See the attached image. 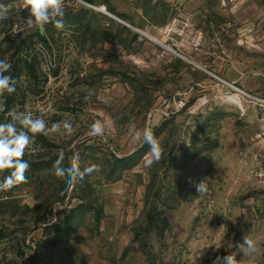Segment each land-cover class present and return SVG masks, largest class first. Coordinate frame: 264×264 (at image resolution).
Segmentation results:
<instances>
[{"label":"rangeland","instance_id":"obj_1","mask_svg":"<svg viewBox=\"0 0 264 264\" xmlns=\"http://www.w3.org/2000/svg\"><path fill=\"white\" fill-rule=\"evenodd\" d=\"M82 1L92 7L64 0L63 27L41 33L19 0H0L11 14L0 59L13 68L29 57L38 70L0 97V123L14 110L74 129L33 136L27 183L0 192V264H213L230 253L264 264V185L242 160L264 116L254 100L264 98V0ZM94 121L108 125L103 136ZM145 127L163 149L151 166L132 135ZM61 152L64 166L78 154L82 168L101 167L66 198L53 174ZM81 204L71 233L64 220ZM246 234L253 253L237 247Z\"/></svg>","mask_w":264,"mask_h":264},{"label":"clouds","instance_id":"obj_2","mask_svg":"<svg viewBox=\"0 0 264 264\" xmlns=\"http://www.w3.org/2000/svg\"><path fill=\"white\" fill-rule=\"evenodd\" d=\"M19 7L28 13L25 18L28 28L43 33L48 24H53L57 29L63 27L64 0H19ZM10 15L8 7L0 4V27L3 26L5 20L10 18ZM10 68L11 64L7 60L0 59V97H3L5 93H15L17 84L20 83L18 79L5 74ZM2 111H4V106L0 104V112ZM8 117V122L0 123V175L8 171V174L3 175V179H0V192L10 191L18 184L27 183L26 173L30 164L24 159V156L32 144L33 136L59 133L61 129L64 133L71 135L74 131L73 125L67 121H64L62 125L53 123L49 128L42 117L34 116L31 112L13 110L9 111ZM107 127L106 123L94 121L90 125V131L92 135L103 136ZM132 135L135 140H140L142 137L143 141L149 145V152L145 157L146 166H151L161 159L163 149L150 127H145L142 132L133 130ZM64 159V153L61 152L53 164V174L58 179L64 180L68 187L74 186L86 175L101 171L100 165L95 163L82 168L78 154L69 159L67 166H64ZM195 187L198 193H204L207 190L205 180L195 184ZM56 210L59 209L53 208L54 212ZM237 247L240 252L245 254L253 253L256 250L255 242L247 234ZM213 264H245V261L237 259L234 253H230L223 257L217 256L213 260Z\"/></svg>","mask_w":264,"mask_h":264},{"label":"trees","instance_id":"obj_3","mask_svg":"<svg viewBox=\"0 0 264 264\" xmlns=\"http://www.w3.org/2000/svg\"><path fill=\"white\" fill-rule=\"evenodd\" d=\"M90 2V0H85ZM16 66H14L13 68H10V70L5 73L6 75H10L16 79H18L20 81V83L17 84V88H16V92L21 90V86H22V80L23 78H25L27 80L30 81L32 79L37 80L38 79V70L35 66V60H33L32 58L30 59L29 57H25V56H21L18 57V59L16 61H14V63ZM16 92L13 93L16 95ZM11 104H12V100L9 99L8 102L6 103V108L9 110L11 108ZM68 186L66 185V187L64 188V194L62 196V198H66L67 193H68ZM85 202V199H82ZM86 209V205L85 204H81L79 206H77L76 208H74L69 215L65 218L64 222L65 224L67 223V225L69 224L70 226V230L69 232L74 233L77 231L78 228H80L83 224L82 221H78L77 219H79V217H76L77 214L82 213L85 211Z\"/></svg>","mask_w":264,"mask_h":264},{"label":"built area","instance_id":"obj_4","mask_svg":"<svg viewBox=\"0 0 264 264\" xmlns=\"http://www.w3.org/2000/svg\"><path fill=\"white\" fill-rule=\"evenodd\" d=\"M254 100L264 108V98H254ZM261 122L262 127L254 135L250 149L243 153L242 160L246 166H250L251 177L264 185V116Z\"/></svg>","mask_w":264,"mask_h":264},{"label":"bare ground","instance_id":"obj_5","mask_svg":"<svg viewBox=\"0 0 264 264\" xmlns=\"http://www.w3.org/2000/svg\"><path fill=\"white\" fill-rule=\"evenodd\" d=\"M79 2H82L83 3V1L82 0H78ZM85 4V3H84ZM97 10H99V11H101V12H104V13H106V14H108L107 12H105L104 10H102V9H97ZM145 35V34H144ZM146 36V35H145ZM201 68V67H200ZM202 70H203V68H201ZM226 84H228V85H230V86H232L231 84H229V83H226Z\"/></svg>","mask_w":264,"mask_h":264},{"label":"water","instance_id":"obj_6","mask_svg":"<svg viewBox=\"0 0 264 264\" xmlns=\"http://www.w3.org/2000/svg\"><path fill=\"white\" fill-rule=\"evenodd\" d=\"M83 3H85L84 1H83ZM86 5H88V6H90V7H92L91 5H89V4H87V3H85ZM97 9V8H96ZM172 51V50H171ZM174 52V51H173ZM175 54H176V52H174ZM204 71H206L205 69H203ZM207 72V71H206ZM209 73V72H208Z\"/></svg>","mask_w":264,"mask_h":264}]
</instances>
